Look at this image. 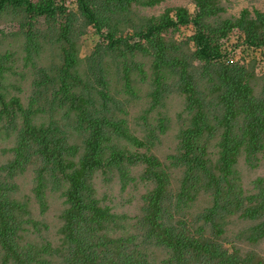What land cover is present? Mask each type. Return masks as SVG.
<instances>
[{"label": "trees", "instance_id": "trees-1", "mask_svg": "<svg viewBox=\"0 0 264 264\" xmlns=\"http://www.w3.org/2000/svg\"><path fill=\"white\" fill-rule=\"evenodd\" d=\"M0 24V264H264V0H0Z\"/></svg>", "mask_w": 264, "mask_h": 264}, {"label": "rangeland", "instance_id": "rangeland-1", "mask_svg": "<svg viewBox=\"0 0 264 264\" xmlns=\"http://www.w3.org/2000/svg\"><path fill=\"white\" fill-rule=\"evenodd\" d=\"M10 29H11L10 25L0 24V32L9 31ZM187 35H189V32L185 30V31H182L181 33H178L176 38L178 40H181L183 37H187ZM239 41H240V36L236 32L230 33L228 37V42H229L230 49L232 47L231 54H233L237 58L238 57H243L245 59L255 58V59L260 60L259 58L260 54L258 52H255L252 54L250 51L246 50L242 45H238ZM257 74H260V75L264 74L263 67H257Z\"/></svg>", "mask_w": 264, "mask_h": 264}]
</instances>
